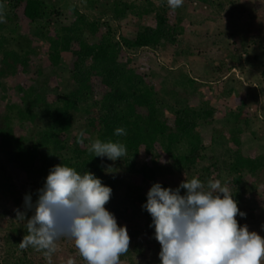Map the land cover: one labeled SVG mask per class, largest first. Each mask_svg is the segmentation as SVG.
<instances>
[{
	"label": "trees",
	"instance_id": "trees-1",
	"mask_svg": "<svg viewBox=\"0 0 264 264\" xmlns=\"http://www.w3.org/2000/svg\"><path fill=\"white\" fill-rule=\"evenodd\" d=\"M85 1L90 5L99 0ZM198 2L213 4V0H194ZM58 5L59 1L55 0H0V88L4 86L3 79L10 77L12 91L21 100V105L10 107V113L0 112L1 144L12 150L16 161L39 188L57 164L64 163L81 174L94 173L112 188L106 205H111L115 217L126 222L128 230L138 218L155 234V227L150 226L152 217L142 207L148 191L156 182L165 188L175 189L180 185L159 180L157 169L167 168L171 172L197 169L219 135L215 126L220 114L216 102L200 99L197 104L194 97L179 98L180 92L174 94L173 101L165 100L151 80L155 59L145 50H158L168 42L175 44L186 32L183 20L177 8L173 10L168 6L167 0H159L158 5L153 0H144L142 4L114 0L109 20L92 19L74 2L61 20L63 13ZM125 20L127 22L123 23ZM130 20L135 21L136 30L128 34L123 28ZM113 21L118 24L115 26ZM46 22L57 26L55 34L48 39V55L44 61L34 59L33 38L20 28L35 25L43 30ZM202 28L204 26L199 29ZM66 54L70 59L68 71L72 88L62 91L56 86V100L49 101L40 91L45 88L35 87L31 82L41 81L48 69H55L63 62ZM217 69L223 72V67ZM51 79L55 83V78ZM192 81L191 78L181 82L192 86ZM185 88L191 91V87ZM241 103L246 104L243 100ZM165 113H171V117H166ZM40 118L47 125L43 129L38 127L34 136L18 134L14 128L15 122L34 125ZM79 118L84 123L74 134L72 129ZM242 121L249 123L240 113L235 115L233 122L237 129L232 131L233 146L225 150L228 153L225 163L232 174L228 185L238 204L245 194L243 185L247 184V179L264 170V152L258 147L250 148L241 138L245 132L239 125ZM118 127H123L126 134L116 136ZM81 131L85 136L83 145L77 143ZM250 133L254 138L255 133ZM96 139L126 146L127 155L121 160L131 182L123 194L119 193L115 177L106 175V157L88 151L90 142ZM216 163L204 168L203 174L196 177L207 184ZM0 168L4 170L1 164ZM3 189H7V184L1 182L0 190ZM185 193L186 190L181 189V194ZM26 194H31L33 203L38 198L37 190ZM17 201L18 209L26 212V219L30 218L32 211L26 210L21 198ZM26 223L19 222L10 228L6 236L5 264H36L28 255L36 249L19 247L27 234ZM19 251L23 252L21 256L16 255ZM136 252H141L138 244L130 241L128 252L120 260H132Z\"/></svg>",
	"mask_w": 264,
	"mask_h": 264
},
{
	"label": "rangeland",
	"instance_id": "rangeland-1",
	"mask_svg": "<svg viewBox=\"0 0 264 264\" xmlns=\"http://www.w3.org/2000/svg\"><path fill=\"white\" fill-rule=\"evenodd\" d=\"M59 1L60 10L63 13L60 18L69 12L72 2L86 12L92 19L102 17L103 20L111 19L114 0H99L87 4L85 0H55ZM141 3L144 0H129ZM156 5L159 0H153ZM58 5V6H59ZM186 28L175 44L165 43L158 50H148L153 56L151 80L163 99L174 100V94L179 93V98L194 97L199 100L214 101L219 107L220 114L215 126L219 135L216 143L207 150V158L197 166V169L186 172L187 178L199 177L206 167L216 165L208 179H219L227 182L232 175L226 165L228 148H232L231 137L233 130L237 129L235 115L241 114L249 123L239 122L243 134L241 138L250 148L258 147L264 152V0H213V4L202 5L194 0H184L183 5L177 8ZM111 21V20H110ZM127 22L125 20L123 23ZM126 33H134L135 21H128ZM116 26L118 23L113 21ZM45 29L35 25L21 27V32H29L33 38L35 49L32 53L34 59L43 58L46 61L48 55V39L55 34V23H44ZM204 26V28H201ZM50 30V31H49ZM120 31H122L120 29ZM199 32V35L197 33ZM204 31V32H203ZM44 32V33H43ZM50 32V33H49ZM201 32V33H200ZM120 33V32H119ZM63 62L55 69H48L41 81H32L35 87L42 86L40 91L45 93L49 101L56 100V86L62 91L72 88L70 82L69 55H64ZM258 56V59L255 57ZM157 60V61H156ZM47 63V62H46ZM223 67L221 72L217 67ZM55 78L52 82L51 78ZM193 79L191 85H182V80ZM4 86L0 88V112L10 113L11 106L21 105L20 98L11 88L10 77L3 79ZM247 86V87H246ZM185 87H191L189 92ZM186 89V90H185ZM189 89V90H190ZM165 92L167 95H164ZM173 92V93H172ZM176 100V99H175ZM242 100L246 102L242 105ZM202 104V103H201ZM200 104V105H201ZM171 117V113H165ZM230 123H228L229 121ZM234 121V122H233ZM84 120L79 118L72 133H77ZM42 118L32 125L25 122L24 125L14 123L18 134L33 135L38 129L46 128ZM253 131L256 135L250 133ZM0 183L7 184V189L0 190V264H5V251L8 247L6 236L10 228L19 222H27V219H18V198L21 204H25L24 197L27 192L39 190V186L16 161L11 149L1 144L0 138ZM106 175L114 176L119 193L123 194L126 185L131 182V176L126 172L121 159L110 160L106 157ZM159 180L167 181L172 185H178L185 179V172H171L167 168H158ZM243 185L244 195L239 200L238 208L245 216L237 215L240 226L245 224L249 231H256L264 236V170L247 179ZM229 187V185H228ZM230 189V188H229ZM112 212L111 205L105 206ZM117 219V218H116ZM137 218L133 225H129V236L132 244H138L141 252L133 254V259L120 260V264H161L159 252L161 245L155 238L150 227L139 222ZM118 225L127 226L126 222L117 219ZM152 232V233H151ZM57 250L51 258H46L41 250L28 252L36 264H67L72 259L74 264H86L79 255L74 241L69 238H61L56 242ZM22 251L16 253L21 256ZM264 264V261L261 262Z\"/></svg>",
	"mask_w": 264,
	"mask_h": 264
},
{
	"label": "clouds",
	"instance_id": "clouds-1",
	"mask_svg": "<svg viewBox=\"0 0 264 264\" xmlns=\"http://www.w3.org/2000/svg\"><path fill=\"white\" fill-rule=\"evenodd\" d=\"M184 0H167L175 10ZM126 134L123 127L115 129L116 136ZM81 131L77 143L83 145ZM88 151L110 160L127 155L120 142H90ZM181 189L186 193L181 194ZM112 188L90 171L83 174L64 163L53 166L38 198L24 197L25 208L32 211L27 219V234L19 243L21 249L33 247L51 258L61 238L74 241L86 264H120V257L129 250L127 226L118 225L115 215L105 205ZM142 206L152 217L155 238L161 245V264H261L264 261V236L240 226L238 208L227 182L210 179L207 184L197 177L187 178L173 189L160 182L152 185ZM17 218L26 212L16 209ZM67 264H74L70 258Z\"/></svg>",
	"mask_w": 264,
	"mask_h": 264
}]
</instances>
